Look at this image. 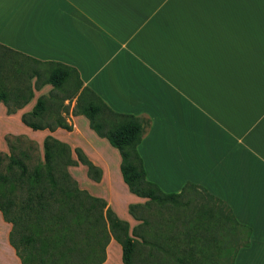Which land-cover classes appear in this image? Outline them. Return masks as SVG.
I'll return each instance as SVG.
<instances>
[{
  "label": "crops",
  "instance_id": "crops-1",
  "mask_svg": "<svg viewBox=\"0 0 264 264\" xmlns=\"http://www.w3.org/2000/svg\"><path fill=\"white\" fill-rule=\"evenodd\" d=\"M189 6L193 14L184 13ZM0 49L30 64L35 59L41 69L45 62L69 65L112 110L147 119L137 145L145 178L163 192L190 181L222 200L250 228L235 264H264V0H0ZM50 88H33L34 97L9 114L19 118ZM77 118L93 132L83 115L69 112L70 130L36 129V142L50 135L79 147L101 170L99 181L87 177L82 189L116 215L127 213L128 222V204L145 198L128 191L119 154L105 138L111 163L59 135L77 133ZM110 166L121 202L88 187L104 185L109 193ZM81 167L67 170L76 179ZM9 229L0 215V264H21ZM113 243L101 264H122L118 243L111 261Z\"/></svg>",
  "mask_w": 264,
  "mask_h": 264
},
{
  "label": "trees",
  "instance_id": "trees-1",
  "mask_svg": "<svg viewBox=\"0 0 264 264\" xmlns=\"http://www.w3.org/2000/svg\"><path fill=\"white\" fill-rule=\"evenodd\" d=\"M32 62L38 65L37 60ZM45 64V69L31 67L28 79L34 77L32 84L15 82L10 88H0L6 114L25 105L33 88L50 84L48 97L38 96L31 109L21 113L20 122L32 130H70L60 111L67 112L64 100H73L70 113L83 115L88 127L117 150L122 181L129 192L145 201L128 204V213L138 221L129 228L128 222L119 218L103 198L79 188L67 170L80 163L87 177L99 181L100 168L79 147L71 150L65 142L46 135L42 140V160L31 170L20 158L9 154L5 171H0V215L10 224L8 243L21 264L29 262L22 256L20 246H32L33 242L36 259L28 258L29 264H101L110 239L120 246L122 264H217L212 259L214 250L232 249V258L238 247L248 245L250 228L239 226L229 207L204 187L185 182L178 192H163L145 178L137 145L147 119L112 110L90 88L81 86L73 67L60 62ZM59 93H63L57 103L60 111L55 112L51 122L43 121L49 97ZM11 183L26 184V196L18 203L5 196L2 189ZM151 206L165 209V216L156 222L157 230L152 231L148 218ZM228 221L236 237L228 246L225 241L218 244L219 238L211 230Z\"/></svg>",
  "mask_w": 264,
  "mask_h": 264
},
{
  "label": "rangeland",
  "instance_id": "rangeland-1",
  "mask_svg": "<svg viewBox=\"0 0 264 264\" xmlns=\"http://www.w3.org/2000/svg\"><path fill=\"white\" fill-rule=\"evenodd\" d=\"M193 8L194 7L191 6L188 7V10L184 8V13L193 14L194 13ZM236 56L239 55L233 54L232 56L233 60L234 57L236 58ZM31 67L40 68L37 64L34 65L33 63L31 65L30 62L26 60H20V57L11 55L9 53H5L3 52V50L0 49V88H2V86L3 88L6 87L10 88L11 84L15 82H20L22 84L27 83L28 81L31 82V80L28 79L31 72L30 70ZM240 74L241 72H235L234 74L232 72V77L240 78L241 77ZM62 95L63 93H59L57 97L55 96L49 97L50 98V101H48L49 106L47 107V112H45V114L43 115V121L51 122L53 120L55 112L60 111V109L57 107L58 106L57 103L59 101V97H61ZM43 96L44 98H47L48 91L45 92ZM32 97H34V94ZM63 103L67 105V112L64 113L60 111V113L63 114L66 122V118H69V112L73 105V100L70 102H68V100H64ZM75 123L78 131L77 133H74L70 136L66 134H59V135H63L62 137L65 140H68L69 142H76L78 144L84 145L89 152L95 155L98 154L100 156H103L111 163L112 155H113L112 147L109 146L106 143V141H104V139L97 137L93 132L89 133V131H87L86 127L84 126L80 118L75 119ZM37 137H39V134L36 133V130H31L30 128H26L20 122L16 114L6 115L5 107L3 111L2 104L0 103V171L2 172L5 171L9 154H12L17 158H20L24 162V164L28 167L29 170H31L32 166L36 165V163L39 160H42V145L40 146L36 142ZM110 168L111 169L107 176L108 186L110 188L109 193L105 192L104 185H98L91 182L89 183L88 187L89 188L91 187L96 191H101V193L107 195L109 199L112 200V202H121L123 200L122 188L121 185L116 180V173L114 172L112 166H110ZM73 173L76 176V179L74 177L73 178L77 180L80 184V185L77 184L78 187L84 188V180L87 178L84 169L82 167L81 169L80 168L75 169ZM186 182H190V181H186ZM4 188H5L4 190L5 196L11 197L13 201H15L16 203L22 201L23 198L26 196V184H19V183L5 184L2 189ZM148 211H149V215H148L149 225L151 226L149 230L151 231L157 230L156 222L161 220L165 216V209L160 208L159 210V208H157L156 206H151ZM117 216L121 219H125L129 215H127V213H123L121 214V216L119 215ZM232 216L234 217L233 214ZM137 222L138 221L134 220L133 218L129 219L128 221L129 228L134 226ZM231 226H233L231 221H228L220 225L221 228L219 227L216 228L215 230H211L212 234L216 235V237L219 238V240L217 241L218 244L225 241L226 245L228 246V243H230V241L236 237L234 227L233 229H231ZM239 226H241V224ZM182 230L183 228H181V231ZM34 234L36 236V231L34 232ZM147 234H148L147 236H150L151 232L147 231ZM149 239L151 238L149 237ZM116 245L118 244L117 242L114 241L113 245H111L109 249V255L111 261L115 256L114 248L116 247ZM246 246L247 245L238 247L234 252L232 258H231L232 253L230 252L232 251V249H227V250L222 249L219 251L214 250L212 259L214 257L218 261L217 264H225L224 262L228 263L229 261L231 264H235L236 254L238 253L239 249L244 248ZM20 252L22 256L26 257L28 262L30 263V260L28 258L32 257L36 259V242H33L32 246H26L25 248L20 246ZM224 254L225 256H223Z\"/></svg>",
  "mask_w": 264,
  "mask_h": 264
}]
</instances>
